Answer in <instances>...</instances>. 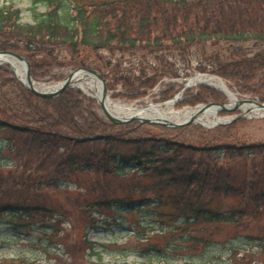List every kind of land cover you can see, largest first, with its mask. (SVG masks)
<instances>
[{"label":"trees","instance_id":"1","mask_svg":"<svg viewBox=\"0 0 264 264\" xmlns=\"http://www.w3.org/2000/svg\"><path fill=\"white\" fill-rule=\"evenodd\" d=\"M30 10L31 24L13 3L0 5V51L24 56L36 81L61 80L56 69L89 67L104 76L114 98L135 101L165 77L191 76L182 77L168 56L194 48L206 53L210 45L217 49L212 67L196 72L218 75L264 102V0H32ZM252 40L262 46L245 51ZM102 51L123 56L113 65ZM126 56L137 58L139 74H120ZM180 90L170 87L161 100ZM186 96L183 106L225 100L206 86ZM98 110L95 99L74 87L53 99L39 97L0 64V218L12 216L18 230L49 226L52 240L70 222L76 254L97 247L85 235L80 239L82 226L97 229L104 211H133L152 200L147 206L168 236L164 250L186 235L191 249L207 246L213 233H192L202 225H236L239 235L254 226L264 236V142H240L234 133L245 119L211 130L169 129L113 124ZM5 152L12 168L4 167ZM49 255L46 264H68ZM254 257L236 254L232 264H251Z\"/></svg>","mask_w":264,"mask_h":264},{"label":"rangeland","instance_id":"2","mask_svg":"<svg viewBox=\"0 0 264 264\" xmlns=\"http://www.w3.org/2000/svg\"><path fill=\"white\" fill-rule=\"evenodd\" d=\"M7 3H13L15 7L21 10L23 23H33V13L30 10L32 0H0L1 6ZM45 9V6H40L39 8L40 12H44ZM223 46L224 48L230 47L226 45ZM261 46L260 42L252 40L249 41V43H245V46L243 45L242 47L246 48L245 51L255 52V50ZM207 47L209 48L206 53L200 49L194 48L191 54L186 53V55H180L179 52H175V55L168 56L166 60L172 64V67L174 66L178 70L182 77L187 76V74L193 75L198 72H196V70L199 66L212 67L217 49L210 45ZM234 48L235 47H232L231 49L233 50ZM122 56L123 55L120 53H116L112 56L107 51L100 52V57H104L106 61L113 60V65H115ZM123 58L124 61L122 62L124 65L120 74H127L130 73V71L139 74V62L137 58L128 56ZM90 60H94V57L90 58ZM70 72V68L62 70L56 69L53 71L54 74L58 73L62 75V78L66 77ZM48 80L49 78H46L42 82H48ZM182 80L181 78L173 80L165 77L159 82L148 98L133 103L114 98L113 94L115 92L113 91H111L109 95L115 102L127 105L134 104L136 108H141L149 104H160L159 95L168 87L173 88L177 86L176 90H178L180 86H182ZM86 81L91 82L90 79ZM37 82L39 83L40 81ZM49 82L52 86L59 83L57 80ZM198 87L199 86H197V88ZM83 88L87 90L88 93L95 94V91L90 90L87 85H84ZM121 88L122 86L119 85L117 92H119ZM193 89H196V87ZM213 90L220 93L215 89ZM232 91L236 94L238 99L247 98L239 96V92L234 89ZM185 94L186 92L183 93L182 97H184ZM222 102L227 103V98L225 97V100ZM181 103L182 102L177 103V109H184L187 107L186 105H181ZM189 107L195 106L189 105ZM98 112L103 115L101 110H98ZM222 117L230 118L234 117V115L224 114ZM245 120V123L240 125L236 133H234L240 142H264V117ZM195 126L201 125L195 124ZM153 131L155 133L160 132L156 128H154ZM186 135H189V133H186ZM5 157L8 159L4 160L7 163L4 167L8 169V166L10 168L13 165L12 156H10L8 152H5ZM172 192L176 194L178 190L176 189ZM155 203L156 201L152 200L146 203L143 208H136L133 211L126 209L119 210V214L115 212L112 213L110 210L104 211V214L98 217L100 218L99 228L85 232L83 231L84 226H82L81 232L79 233L80 239H83V235H85L87 241L97 244L95 251L87 250L85 252L82 249L78 254H76V249L78 247L72 246V239L77 240L78 234L73 230L70 222L63 225L64 230L67 231L66 234L57 238L53 235V239L57 242L55 243L54 240L51 239V234L54 232V229L49 226H34L29 229L18 230L14 228L12 216L0 218V264H10V262L22 258L34 262L37 261L40 264H46L50 262V252L51 254H57V256L52 255V257H59L62 262L68 264H76L75 261L77 260H79L78 264H231L233 256L243 250L254 252L258 254L259 257H264L263 234H260L257 228L252 226L239 235L242 229L231 224L194 227L195 229L192 233L195 236L207 237L209 234L213 233V241L207 246H202L199 249H191L190 246L193 245L194 242L187 241L188 237L186 235L176 240L173 244V246H176L175 249L167 248L164 250L165 247H167L168 236L160 234L162 223L150 209L152 207L147 206V204L153 206ZM228 203L231 202L227 201L224 208L229 206ZM262 225H264V223ZM155 232L156 234L154 235ZM72 236L74 238H72ZM147 239L148 241H146ZM66 244L69 245V248ZM153 246H156L160 250L155 249L149 254H144L142 252V250ZM70 248L75 249L73 253L70 251ZM256 264L264 263L261 262Z\"/></svg>","mask_w":264,"mask_h":264},{"label":"bare ground","instance_id":"3","mask_svg":"<svg viewBox=\"0 0 264 264\" xmlns=\"http://www.w3.org/2000/svg\"><path fill=\"white\" fill-rule=\"evenodd\" d=\"M2 60L11 63L20 79L24 81L26 80V72L22 64L16 62L15 60L9 57H4ZM75 82L77 85L83 86L84 80L82 75H77L75 78ZM91 82V88L95 90L96 96L101 98L102 91L100 84L93 79H91ZM200 83L211 85L226 94L231 100L230 107H233L236 100H238L237 96L229 89L226 83L222 80L216 79L215 77L203 76L195 78L191 81L192 86H195ZM35 87L39 89H44L52 88L53 86L47 83L36 82ZM175 106L176 102L171 101L165 106L148 105L143 108H136L134 105H127L120 102H115L109 97L106 100V107L108 111H110L115 116L121 118H130L132 116H137L139 118H148L150 120H158L161 122L168 121L172 123H183L192 118H195L198 123H201L206 127H213L217 124L226 123L229 121L227 119H222L219 117V109L217 107H211L207 109L204 113H201L200 111L202 107L178 110ZM242 110L246 114H250L251 117H264V110L254 104H246L242 106Z\"/></svg>","mask_w":264,"mask_h":264},{"label":"water","instance_id":"4","mask_svg":"<svg viewBox=\"0 0 264 264\" xmlns=\"http://www.w3.org/2000/svg\"><path fill=\"white\" fill-rule=\"evenodd\" d=\"M4 57L12 58L16 62H18L24 66L25 72H26V80L25 81L20 79V77L18 76V74L14 70L11 63L2 60ZM0 63H6V64L10 65L12 68V71L16 74V76L20 79L22 84L28 90H30L31 92H33L34 94H36L42 98H48V99L56 98V97L60 96L70 86H78V85H76V82H75V78L77 75H83V76L89 77L93 80L98 79L100 82V86H101L102 97L99 98L98 96H95V98L99 102V105H100L104 115L106 116V118L115 124H125V123L132 122V121H138L141 124L147 123V124H152V125H163L165 127H171V128H179V127H183V126H187V125H191V124L196 123L195 118H192V119H190L186 122H183V123H172V122H168V121L161 122L158 120L139 118L137 116H132L130 118H121V117L115 116L110 111H108V109L106 107V100H107V95H108V88H107L106 82H105L104 78L102 77V75L93 69H89V68L76 69L74 72L69 74L68 77L63 82H61L56 87L39 89V88L35 87V81L33 80L32 75H31L30 63L23 56H21L17 53H14V52H10V51H1L0 52ZM203 76H206V75H199L196 78L203 77ZM210 77H213V76H210ZM200 84H204V83H200ZM191 86L192 85L189 82L186 85V89H189ZM178 99H179V96H177L174 100H171V101L177 102ZM168 103L169 102H166L162 105H166ZM245 103L254 104V105H257V106L261 107L262 109H264V103H258L257 101H254V100L238 101L236 108H239L242 104H245ZM211 107H217L219 109V111H231L232 110L231 108H228L226 105H223L221 103H210V104L203 105L200 112L204 113L207 109H209ZM221 124H227V123H221Z\"/></svg>","mask_w":264,"mask_h":264}]
</instances>
